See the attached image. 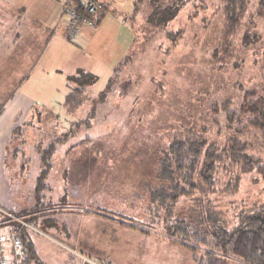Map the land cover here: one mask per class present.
<instances>
[{
	"label": "rangeland",
	"instance_id": "374dc122",
	"mask_svg": "<svg viewBox=\"0 0 264 264\" xmlns=\"http://www.w3.org/2000/svg\"><path fill=\"white\" fill-rule=\"evenodd\" d=\"M134 1L126 2L128 55L114 68L96 59L98 70L89 73L76 61L84 45L65 40L73 50L53 49L52 31L38 39L23 27L15 47L4 20L27 16L17 18L20 4L0 0V33H7L0 42V228L11 238L0 237L1 264L22 261L4 258L11 246L22 255L21 233H30L38 264L75 255L89 264H197L172 230L196 210L187 197L169 199L181 183L167 153L174 136L189 129L221 156L241 140L264 164L262 136L242 111L264 97V19L250 9L226 40L220 0H186L167 31L153 23L155 0ZM170 31L183 37L173 42ZM74 77L85 91L69 104ZM19 104L25 120L15 123ZM220 160L229 162L226 154ZM226 172L221 186L232 180ZM220 201L230 219L247 202L264 205V177L242 174L238 192Z\"/></svg>",
	"mask_w": 264,
	"mask_h": 264
},
{
	"label": "trees",
	"instance_id": "16d2710c",
	"mask_svg": "<svg viewBox=\"0 0 264 264\" xmlns=\"http://www.w3.org/2000/svg\"><path fill=\"white\" fill-rule=\"evenodd\" d=\"M170 1L152 2L151 16L155 18L153 23H156L157 27H166V31L178 20L186 2ZM220 5L217 13L220 11L219 17L224 25L223 37L226 40L236 33L242 18L250 9L255 8L256 16L264 19V0H220ZM201 8L207 9L203 4ZM167 37L176 42L183 35L180 31H170ZM244 41H249L248 35L244 37ZM80 78H75L72 83L76 87L67 96L66 103H79L77 96L85 91L83 85L80 87ZM242 111L248 114L249 125L259 130L264 142V97L248 101ZM233 141L234 143L222 150L221 156L215 144L208 143L204 136L186 129L174 136L167 149L177 169L173 171V175L181 181L176 186L174 196L169 199L177 204L182 197H187L196 203L193 216L175 219L172 230L183 237V245L194 252L193 257L197 264H264V205L247 202L240 210H233L235 214L231 219L226 218L221 210L224 205L220 200L238 192L242 174L257 171L264 177V164L261 159L248 153L246 143L235 139ZM224 154L229 162L225 160L223 165L218 166ZM225 168L230 172L232 180L229 183L224 182L221 186L226 180L221 174ZM258 178L259 176L253 177L254 182ZM195 182L197 185H193ZM212 198L214 205L211 204ZM19 241L22 253V261L19 264L41 263L30 233L19 234Z\"/></svg>",
	"mask_w": 264,
	"mask_h": 264
},
{
	"label": "crops",
	"instance_id": "0c3cea01",
	"mask_svg": "<svg viewBox=\"0 0 264 264\" xmlns=\"http://www.w3.org/2000/svg\"><path fill=\"white\" fill-rule=\"evenodd\" d=\"M9 1L12 2V4H20V6L17 7L18 9L17 10L15 9L17 18L21 16H27V20H24V18L21 17L19 19H15L11 23V25L7 18L4 20V21L7 20L5 23H3V26H5L4 28L6 30L7 28H12V30L14 29L13 31H15V35H14L16 37L14 40L15 47H18L19 39L17 38V36L18 37L21 36L17 32L19 30H22L23 27L25 28L26 26H29L30 31L32 30L33 33H36L35 38H38L39 35H41L40 32H44L45 33L44 35L47 36V34L52 31L51 36L49 38L50 40L49 39L48 40L50 41V44L53 45L52 46L53 49H55L56 46H58L60 48L66 47L70 50H73L70 46H67L65 43V40L68 41L70 40L67 38L66 35V27L61 22L62 8L66 0H9ZM129 1L132 2L134 0H129ZM104 2H105V7H104L105 10H101L98 15L97 27L94 29L83 27L81 31V38L79 43L83 44L86 49H80V53H78V55L76 56L77 58L76 61L81 59L82 63L85 62L86 66L83 68L86 69V71L89 73L98 70V68L95 65L96 59L103 61L101 65L109 64L110 67L114 68L118 65L120 60H122L123 58H125L126 55H128L127 51H129L128 50L129 46H127V44L129 40L128 35L131 34V29H130L131 27L125 23V18L127 13L126 9L128 7L126 2H128V0H104ZM33 33L31 37H33ZM64 33H65V39L63 36ZM5 34L7 33L4 34L0 33V42L2 40V37L6 36ZM21 43H23V41H21ZM91 58H94V61H92ZM1 59L6 61V58L2 54V46H0V65H1ZM50 59L53 58L48 57V60ZM91 64L92 65L94 64V66H92ZM22 111H23L22 104L16 105L11 111V112H17L14 118L15 123H18L19 121L23 122L25 120V118L22 115L23 113ZM25 111L29 112V109ZM5 231L6 228L5 229L0 228V237L4 236L6 238H9V235L6 233L7 231L6 232ZM10 240L11 238H9V241ZM4 254L5 257L4 256L3 257L5 258V261L7 258L12 257L13 263L16 262L15 259H17V257L20 256V254H18L17 247L12 249V246L10 250ZM89 262L90 260L87 259V257L75 255L71 259L70 258L65 259L64 264H72V263L89 264Z\"/></svg>",
	"mask_w": 264,
	"mask_h": 264
},
{
	"label": "built area",
	"instance_id": "2783aa9c",
	"mask_svg": "<svg viewBox=\"0 0 264 264\" xmlns=\"http://www.w3.org/2000/svg\"><path fill=\"white\" fill-rule=\"evenodd\" d=\"M104 7V0H66L62 8L61 22L66 27L67 38L71 42H79L83 27L96 28L98 15Z\"/></svg>",
	"mask_w": 264,
	"mask_h": 264
}]
</instances>
